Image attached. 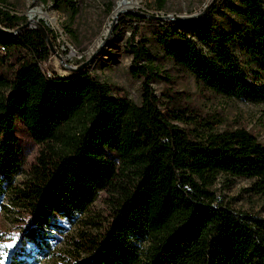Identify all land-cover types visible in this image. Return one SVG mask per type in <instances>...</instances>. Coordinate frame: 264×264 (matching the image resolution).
Returning <instances> with one entry per match:
<instances>
[{"label":"trees","instance_id":"trees-1","mask_svg":"<svg viewBox=\"0 0 264 264\" xmlns=\"http://www.w3.org/2000/svg\"><path fill=\"white\" fill-rule=\"evenodd\" d=\"M53 1L73 20L76 0ZM240 2L232 10L244 20L242 27L235 33L208 32L207 53L173 27H163L169 36L166 50L207 88L264 101V86L244 79L252 64L264 70V4ZM20 18L24 16L0 9V22L13 25ZM17 37L33 49L39 46V57L49 55L38 30ZM233 44L239 45L244 61ZM17 46L8 43L0 65ZM127 50L129 72L141 79L139 103L109 97L86 72L46 80L21 55L8 64L11 80L0 73V177L9 181L22 169L14 145L16 119L40 147L27 179L9 186L12 201L30 203L36 227L49 213L86 210L100 189L112 196L108 223L77 243L86 256L77 251L69 264H264V218L232 209L206 188L213 170L257 176L264 185V146L244 130L190 135L157 103L151 82L159 67L147 45L131 38ZM106 143L117 164L104 156ZM141 242L146 245L139 250ZM10 264L22 263L12 257Z\"/></svg>","mask_w":264,"mask_h":264},{"label":"rangeland","instance_id":"rangeland-1","mask_svg":"<svg viewBox=\"0 0 264 264\" xmlns=\"http://www.w3.org/2000/svg\"><path fill=\"white\" fill-rule=\"evenodd\" d=\"M42 1L0 2L1 10L24 16L13 25L0 22V53L7 54L9 42L19 45L17 50L9 51L5 64L0 65V73L7 79L13 78L8 64L21 55L24 62L35 64L46 80L86 72L105 87L109 97L139 103L141 79L129 72L131 55L127 43L132 38L145 43L155 57L159 72L151 85L159 107L171 121L192 136L196 132L244 130L264 146V101L229 97L207 88L192 72L177 66L166 50L169 36L163 27H173L193 40L202 54L207 53L209 43L204 37L208 32L220 28L235 33L242 27L244 20L232 10V5H240L241 0H131L118 13H114L118 0H76L78 11L73 20L60 7L62 4ZM33 8L40 9L42 15L31 14ZM31 29L38 30L45 39L49 50L46 58L39 57V46L33 49L17 37V33ZM232 50L244 61L239 45L233 44ZM250 67L244 79L255 86H264V70L257 64ZM176 114L181 119H176ZM14 137L22 169L9 181L0 177V245L13 243L11 249L0 247V264H10L12 257L22 264H69L78 254L86 256L76 247L77 243L103 230L111 214L112 196L100 189L86 210L49 213L44 217L46 222L40 221L33 227L30 203L23 201L17 206L9 186L27 179L40 147L20 119L15 121ZM105 147L104 156L117 164L114 149L109 143ZM209 176L206 188L221 203L240 213L264 218V185L257 176L232 175L220 170L211 171ZM143 243L139 244V250L144 248Z\"/></svg>","mask_w":264,"mask_h":264},{"label":"bare ground","instance_id":"bare-ground-1","mask_svg":"<svg viewBox=\"0 0 264 264\" xmlns=\"http://www.w3.org/2000/svg\"><path fill=\"white\" fill-rule=\"evenodd\" d=\"M129 4H131V0H118L116 6L114 8V13H116L117 11L121 10L123 7H125ZM33 13H38V14L42 15L41 10L38 8L31 9V14H33ZM43 14H45L46 16H48L52 20H54V18L49 16L47 13H43Z\"/></svg>","mask_w":264,"mask_h":264},{"label":"snow or ice","instance_id":"snow-or-ice-1","mask_svg":"<svg viewBox=\"0 0 264 264\" xmlns=\"http://www.w3.org/2000/svg\"><path fill=\"white\" fill-rule=\"evenodd\" d=\"M13 240H14V238H13ZM0 247L11 249L13 247V243H8V244L0 245ZM4 255L6 256L7 253H5Z\"/></svg>","mask_w":264,"mask_h":264},{"label":"water","instance_id":"water-1","mask_svg":"<svg viewBox=\"0 0 264 264\" xmlns=\"http://www.w3.org/2000/svg\"><path fill=\"white\" fill-rule=\"evenodd\" d=\"M118 12H119V11H118ZM118 12H117V13H118ZM27 24H28V23H26L25 25H23V27H24V26L26 27Z\"/></svg>","mask_w":264,"mask_h":264}]
</instances>
